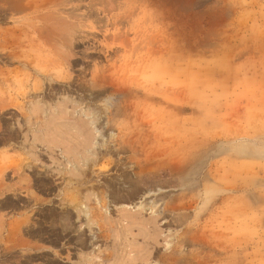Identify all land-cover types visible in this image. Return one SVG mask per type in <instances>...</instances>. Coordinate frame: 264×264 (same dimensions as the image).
Wrapping results in <instances>:
<instances>
[{"label":"rangeland","instance_id":"rangeland-1","mask_svg":"<svg viewBox=\"0 0 264 264\" xmlns=\"http://www.w3.org/2000/svg\"><path fill=\"white\" fill-rule=\"evenodd\" d=\"M56 16L75 39L77 92L46 90L42 107L77 123V179L91 178L77 203L93 223L78 211L64 221L57 175H35L51 202L0 208V264H264V0H0V98L30 109L24 82L50 83L33 67L65 74L56 53L17 38L21 28L39 38ZM0 119L14 131L5 141L0 129V166L38 155L56 173L43 144L20 148L18 110ZM169 163L173 174H148Z\"/></svg>","mask_w":264,"mask_h":264},{"label":"bare ground","instance_id":"bare-ground-1","mask_svg":"<svg viewBox=\"0 0 264 264\" xmlns=\"http://www.w3.org/2000/svg\"><path fill=\"white\" fill-rule=\"evenodd\" d=\"M54 19L55 21L47 20L45 24L46 26L44 27V32L41 31L37 32L39 34V38L37 37L33 38L32 36H28L27 31H25L23 28H21L19 33L17 34L18 36L17 38L18 41L22 39H26L27 42H29V44L37 43L38 45H36L35 48L42 51V53L48 51H51L52 53L53 52L56 53L59 57V60L57 61L56 68L53 69L54 70L56 69L55 71H57V69L59 68V70H61L65 74L60 76V74L57 71L52 75L42 72L39 68L33 67L36 75L44 74V76L49 79L50 83L47 86V88L43 89L42 86L43 84L39 79H37L36 75H35L36 76L35 81L32 84V86L27 87V82L29 81L26 80L27 82H24V85L22 86V89L20 90L19 94L24 99L27 97L37 98L35 101L33 100L30 101L31 108L30 109L27 108L25 110V105L23 103H19V101H16L17 99L15 101H12V100H7L5 97H3L0 98V116L2 118V115L6 114L11 108L18 110L22 119L24 120L22 124L23 126L21 127L19 125L20 130L17 131L16 134V138L17 137L22 138V141H20L19 143L20 148H27V151H29V153L30 152L36 153L35 151L36 144L37 143L43 144L44 146H42L41 149H43L50 157L49 159L51 163H53L55 167H57V171L56 173H54L52 169L49 167H46L44 169L40 168L41 166L38 167V164H36L35 162V160H37L38 155H35V157L31 158V157L21 156L20 154L21 157L18 156L19 158L16 159L15 162H13V164L0 166V194L2 195L5 192L9 191L13 195V198L11 199L6 197L2 198L4 199V201H0V208L3 206L5 207V204L7 203H11L13 209L25 208L27 207V205H29L30 208L28 210H31L33 207L34 208L36 207V210L40 211L42 208H40V206L37 207L36 205L39 204L42 205L44 202L49 203L51 202V200L45 201L38 195L37 192L39 189V184L40 186L41 185L45 186L47 183L46 182L44 183V181H40V180L36 182L33 176L43 174L47 177L46 179H49L51 178V176L57 175L59 182L54 183L53 187L55 189L60 188V190H57V196L61 195L58 204V206L60 207V211H59L60 215L63 216L64 221H67L70 220V218L73 215H76L77 217V211L78 213L83 212L86 216V220H87L86 222L89 225L90 223H93V220L89 218V215H86L88 212V206L83 203H79V202L77 203V197H78L77 185L83 186L91 181V178L89 177L87 178L83 177L80 180L77 179V173H76L77 150L75 151L76 148L75 145L77 144V123L74 122L72 118L69 119L68 117L69 113L67 110L64 109L65 107L63 109L60 108L57 111L55 110L51 111L49 109L47 111L42 107L43 101H45L43 97L46 95V90L48 91L50 89L53 90L54 87H57V88H62L64 92L65 91L74 92V93L77 92V81H74L73 78L71 79V75L69 74V59L72 56H74V53H72L70 50L71 48L70 43H72L75 39L73 40V36H70L69 33L63 27H60L61 16L59 17L56 16L54 17ZM51 42H53L54 45L50 44ZM64 44L65 47H63ZM45 45L48 46L50 45V48H48L49 50L44 49ZM2 57H6V59L8 57L9 60L17 59L13 51H8L7 53L2 54ZM22 64L24 63L22 62ZM1 83L0 86L2 85ZM95 86H100L98 88L99 91L96 92L98 94L103 93L107 88L104 86V83L95 84ZM72 101L75 103L74 98H72ZM74 111L76 110L74 109ZM60 114H64V115L61 116ZM42 115L44 116L48 115V116L45 119H43ZM0 129L2 132L1 135L2 134L4 135L5 141H8L7 139L13 138L14 131L10 127L9 122H5L4 125L0 124ZM38 132L41 133V136L37 134ZM67 141L69 143H67ZM116 149L117 151H120L119 148ZM56 151H59V153L56 154L57 158L60 157L62 161H59V159H57L55 156H52L53 152ZM92 161L93 163L95 162L94 160ZM106 166L108 165L105 164V166H103L100 169L102 170V173L103 171H105ZM168 166H169L168 169H164V170H158L157 168L154 171H151L149 169L150 171L148 170V174L162 175V176L170 175V172L173 174V166L170 163ZM9 172H11V180H13V183L10 184L6 183L5 181L6 177L9 175ZM122 173L124 174L123 170L121 172V175ZM95 182L97 184H100L99 180H95ZM89 186L91 188H94V185H89ZM48 188L50 190L52 187L48 186ZM97 196L99 201H101L103 208L106 209L107 193L103 191H99L97 192ZM31 202L33 205H31ZM126 217L127 216L124 214L121 216V218L123 219ZM29 219H30L29 216H25L22 219H15L14 221H12L9 226L12 230L11 235L13 231H17L21 223L24 222L27 223ZM96 223L97 225L100 224L99 221H96ZM102 236L107 237L106 234L105 235L102 234ZM183 242L185 243V241ZM119 254L121 255V253ZM134 259L136 258H132V257L129 258L128 263L130 261L132 262ZM178 262L179 259L173 257L172 264H178ZM139 264H141V262H139Z\"/></svg>","mask_w":264,"mask_h":264}]
</instances>
